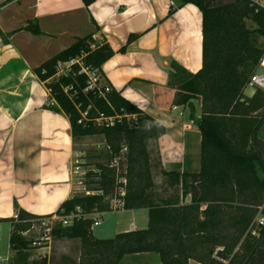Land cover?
Returning a JSON list of instances; mask_svg holds the SVG:
<instances>
[{
	"label": "trees",
	"instance_id": "1",
	"mask_svg": "<svg viewBox=\"0 0 264 264\" xmlns=\"http://www.w3.org/2000/svg\"><path fill=\"white\" fill-rule=\"evenodd\" d=\"M13 1L4 0L0 9ZM83 1L86 6L94 2ZM188 3L203 15V65L191 74L172 62L169 85L177 90L175 103L188 106L192 117L201 98V118H195L202 136L199 173L162 169L157 143L164 129L106 80L101 68L114 51L105 41L92 34L79 38L34 70L50 93L45 108L69 120L74 141L103 136L110 150L108 163L97 162L86 175L93 179L88 187L103 194L76 192L56 213L61 218L80 215L71 226L57 221L53 228L55 239L81 242L79 264H121L128 256L144 254L161 256L160 264H264V229L259 237L248 231L264 203V92L252 97L244 93L263 53L264 11L257 12L247 0L218 5L181 0V5ZM248 22L257 28H249ZM25 29L42 33L37 24ZM138 37L131 35L129 43ZM83 69L96 72L92 89ZM115 160L125 167L124 197L118 196L122 185ZM157 168L172 191L169 196L155 191L152 172ZM189 195L190 202L183 203ZM115 198L122 200L124 210L147 209L148 227L99 239L93 232L97 220L90 216L111 212ZM16 217L9 222L10 249L16 252L12 264H37L28 252L32 240L22 234L33 221L52 216H35L16 206Z\"/></svg>",
	"mask_w": 264,
	"mask_h": 264
},
{
	"label": "crops",
	"instance_id": "2",
	"mask_svg": "<svg viewBox=\"0 0 264 264\" xmlns=\"http://www.w3.org/2000/svg\"><path fill=\"white\" fill-rule=\"evenodd\" d=\"M172 7L176 10L169 15ZM30 24L42 33L26 30ZM91 34L114 51L101 68L109 84L164 129L157 143L162 169L180 174L201 170L202 136L195 119L201 118V98L192 117L188 106L175 103L177 90L169 85L172 62L191 74L203 65V15L195 4L94 0L86 6L83 0H15L0 9L1 230L10 227L16 206L35 216H55L76 193L70 171L76 142L70 122L45 108L50 93L34 70ZM131 35L139 37L129 43ZM143 211L148 213L119 204L90 217L98 220V214L100 226L106 215H132L115 218V237L139 230L137 217Z\"/></svg>",
	"mask_w": 264,
	"mask_h": 264
},
{
	"label": "rangeland",
	"instance_id": "3",
	"mask_svg": "<svg viewBox=\"0 0 264 264\" xmlns=\"http://www.w3.org/2000/svg\"><path fill=\"white\" fill-rule=\"evenodd\" d=\"M234 0H211L213 5L218 4H226L231 3ZM248 26L251 29H256L257 25L248 22ZM99 41V39H98ZM260 42L264 44V39H261ZM264 115V111L260 113ZM154 158L157 157L156 148L153 149ZM76 151V159L82 162V166L85 170L92 169L97 162L108 163L110 150L106 144L105 138L103 136H94L90 140H79L75 145ZM125 168V167H124ZM153 183L155 184V191L160 196H169L172 194V191H168L166 188V178L162 175L161 169H154L152 172ZM86 188H88V184H92V178L86 180ZM189 180L186 183L189 185ZM76 183V192L82 193L83 186L78 184V180L75 179ZM182 192V190H181ZM183 203L190 202V195L185 199L182 198ZM111 204L114 206L115 202L111 200ZM99 220V215L95 214L94 216ZM118 217L119 219H130L132 215H120V214H110L104 216L101 220V225L94 228V235L99 239H109L113 238L114 234V220ZM97 220V221H98ZM34 229H32L25 238L28 240H36L40 237L42 233V225L39 221L33 223ZM56 224V223H55ZM139 229H146L148 226V213L143 211L138 214L137 224ZM251 225L248 228L250 229ZM10 233L11 229L8 225H4L1 231V241H0V264L4 261L3 264H8L6 262V258H10V263L12 264L16 258V252L10 249ZM31 254L30 261L36 262L37 264H42L46 261V264H79L82 259V246L79 240H71V239H53L52 243L47 247H37L34 248L32 246L29 247V251ZM161 256L159 255H141V256H128L121 264H160ZM197 264V263H196Z\"/></svg>",
	"mask_w": 264,
	"mask_h": 264
},
{
	"label": "built area",
	"instance_id": "4",
	"mask_svg": "<svg viewBox=\"0 0 264 264\" xmlns=\"http://www.w3.org/2000/svg\"><path fill=\"white\" fill-rule=\"evenodd\" d=\"M248 2H250L251 6H253L256 11H264V0H247ZM83 71L88 75L89 81V88H93L96 86V82H97V76H96V72H89L86 69H83ZM107 90H109L107 88ZM262 91L264 92V47H263V53L261 56V59L259 61V64L254 72V74L252 75V77L250 78L249 83L247 84L246 88H245V95L248 97H252L254 96L257 91ZM110 121H112V119H110ZM82 162L79 161L78 159L74 160V162H72V164H70V171L71 173L74 175V178L78 180V184L83 186L82 188V193L84 195L90 196V195H102V191H96V190H92L89 187L86 188L84 185H86V175H87V170L84 169V167L82 166ZM113 166L116 167V174H117V182L118 184L122 185V187L120 188L119 192H118V196L120 197H124L125 196V187L127 184V180L126 177L124 176L125 174V168L120 167L118 160H115L113 163ZM113 202H115L113 209L117 206V205H121L123 208V202L122 200L115 198L113 200ZM258 212L256 214V217L254 218L251 227L249 229V232L255 236V237H259L261 231L264 229V203L259 206L258 208ZM80 212V210H79ZM80 215H74L71 214L69 216L66 217H58L57 215L52 216L50 218H41L38 219L37 221H39L42 225V233L40 235L39 238H37L36 240H33L31 243V246L34 248H41L44 246H48L52 243L54 236H53V228L55 226V223L57 221H62L63 226L64 227H68L72 225V222L74 220V218L79 217ZM17 218V217H15ZM36 221H33V223ZM32 223V224H33ZM100 224V221H96V223L94 224V226H98ZM34 224L32 225V227L27 230L26 232H24L22 235L24 237H26V235L32 230L34 229ZM1 229H0V241H1ZM6 262L9 264L10 263V258L7 257L6 258ZM4 263V261H2V264Z\"/></svg>",
	"mask_w": 264,
	"mask_h": 264
}]
</instances>
